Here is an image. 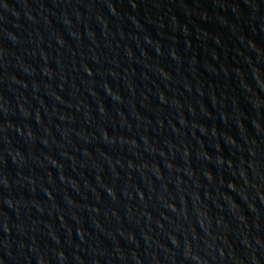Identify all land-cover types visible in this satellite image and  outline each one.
I'll list each match as a JSON object with an SVG mask.
<instances>
[{
	"label": "water",
	"instance_id": "95a60500",
	"mask_svg": "<svg viewBox=\"0 0 264 264\" xmlns=\"http://www.w3.org/2000/svg\"><path fill=\"white\" fill-rule=\"evenodd\" d=\"M0 264H264V0H0Z\"/></svg>",
	"mask_w": 264,
	"mask_h": 264
}]
</instances>
